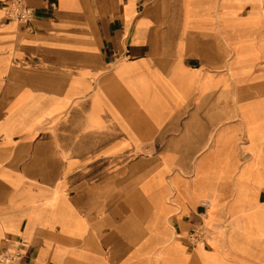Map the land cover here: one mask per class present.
<instances>
[{
	"label": "crops",
	"instance_id": "obj_1",
	"mask_svg": "<svg viewBox=\"0 0 264 264\" xmlns=\"http://www.w3.org/2000/svg\"><path fill=\"white\" fill-rule=\"evenodd\" d=\"M25 3L28 28L0 11V252L264 264V0Z\"/></svg>",
	"mask_w": 264,
	"mask_h": 264
},
{
	"label": "built area",
	"instance_id": "obj_2",
	"mask_svg": "<svg viewBox=\"0 0 264 264\" xmlns=\"http://www.w3.org/2000/svg\"><path fill=\"white\" fill-rule=\"evenodd\" d=\"M0 11L6 20L27 28L33 17V9L25 3V0H0ZM204 237V231L200 226L193 228L186 234V240L189 244L204 240ZM22 258L23 253L20 250L0 252V264H19Z\"/></svg>",
	"mask_w": 264,
	"mask_h": 264
},
{
	"label": "rangeland",
	"instance_id": "obj_3",
	"mask_svg": "<svg viewBox=\"0 0 264 264\" xmlns=\"http://www.w3.org/2000/svg\"><path fill=\"white\" fill-rule=\"evenodd\" d=\"M206 217H205V215H203L202 216V219L204 220ZM225 224V223H224ZM201 227L202 229H203V231H204V235H205V237H204V240H199L198 242H195L194 244H189V245H198V244H201V243H203V242H206L207 240H208V237H209V233L210 232H212V230L211 229H209L208 227H206V225H204V223H200V224H197V225H194L193 227H191L190 228V230H192L193 228H197V227ZM225 228V231H226V226L225 225H223V229ZM189 230V231H190ZM187 233H188V231H187ZM225 234H226V232H225ZM238 235V232H236V231H233L232 229H230L229 231H227V234H226V238H227V241H228V243H230V242H232V240H231V238L234 236V235ZM109 237H113L112 235H110L109 234ZM125 248V247H124ZM127 248V247H126ZM115 250H120L121 251V248L120 247H118V248H116V246H109L108 248H107V252H111V253H116V251ZM120 253V252H119Z\"/></svg>",
	"mask_w": 264,
	"mask_h": 264
},
{
	"label": "bare ground",
	"instance_id": "obj_4",
	"mask_svg": "<svg viewBox=\"0 0 264 264\" xmlns=\"http://www.w3.org/2000/svg\"><path fill=\"white\" fill-rule=\"evenodd\" d=\"M95 96V95H94ZM59 127V126H58ZM61 128V127H60ZM78 221V220H77ZM78 223V222H77Z\"/></svg>",
	"mask_w": 264,
	"mask_h": 264
}]
</instances>
